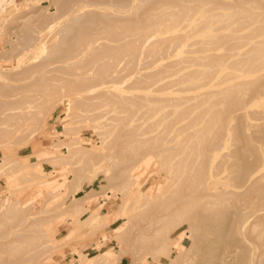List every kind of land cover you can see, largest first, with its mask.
I'll return each instance as SVG.
<instances>
[{
    "label": "rangeland",
    "instance_id": "374dc122",
    "mask_svg": "<svg viewBox=\"0 0 264 264\" xmlns=\"http://www.w3.org/2000/svg\"><path fill=\"white\" fill-rule=\"evenodd\" d=\"M7 1L8 0L3 1V4L2 2L0 3V5L2 4L0 6V86H4L3 88L0 87V98L2 100H0V102H4L5 100V103L10 101V103H14L23 98H28L29 95V98H32L33 95L40 96L38 94H41L42 96L39 97L36 102L37 104L46 102V106L43 107L42 114L38 117L39 120L35 118L36 121H39L37 126L33 124L34 122H32V118L24 121V123L23 120H20L19 118L23 124L21 123L22 126L19 125L18 127L15 125L0 124V264H79L82 262L80 259L81 256L85 255L83 258L88 256L93 257L101 251L106 252L109 249L112 252H120L121 254L117 257L108 259L112 264H156L157 258H159L158 255L160 254L155 251L156 245L152 240V234L157 226L164 224L163 222H155L156 217L158 214L165 213H171L174 215L169 217V223L162 230V234L166 233L172 236V240L177 246H181L182 244L186 245L189 248L186 259H189L188 261L190 264H198L204 256H207V253H204L205 248L208 243L214 239V236H209L210 239L208 236V238L204 237L207 234L210 235V233H212L211 235H215L217 230L213 231V229H210L213 228V225L212 227L207 228L209 226L204 225L203 222L197 220L196 216L197 213L202 210L201 208L208 209L209 207H213V205L212 213L213 215L216 213V215L212 217L216 218L215 221L213 219L214 223L212 222V224L221 227L223 233H228L223 242H225V245H227L230 250L236 248L238 251L237 254H234L236 255V259L229 257V259L233 260L231 263L242 264L243 262L241 258L247 255V258L245 257L247 260H245V258L243 259L244 262L247 261V264H249V262H251L250 264H260L261 262V264H263L264 256L262 257L258 255L264 246V209L260 212L258 210V203L264 200V177H262L256 185L249 186L246 182L236 179L234 174L239 172V168L243 167V162L246 161L245 163L249 164L250 162L255 161L253 160V158H256L255 154L258 152L259 154H264V95L259 93L258 98L256 97L257 93L250 96V93L252 92H242L241 103L237 104L239 106L234 104L229 106L227 117L230 126L227 125L222 128V132L224 131L223 133L225 134V139H227L225 141L226 143L222 147L213 151L211 156L208 157L206 155L207 152H210V149H208L209 142L204 139L203 135H208L210 133L214 134L215 132V130L213 132L206 130L209 119L207 104L208 101L215 99V97L205 96L199 99L192 98L180 102L181 106H186L187 108L185 110V115L183 116L184 119L178 123L173 121L176 123L175 124L169 122V119L171 120V117L174 116V114H171L170 116L166 115L165 117L162 114L167 111L170 113L172 108H174V105H171L172 101H169L170 104H168L167 100L165 103L158 104L157 102L159 100L164 99V97H167L168 95L166 94V91L154 90V88L160 83V80L163 77L162 74L167 75L172 71H177L180 67H182V69L177 72H185L192 67H202L201 65L193 64L188 60H183L171 65L169 64L170 61L177 60L184 55V57H187L189 55L206 54L211 50L202 49V46L197 43L193 44L194 46H186L179 54L177 53L180 48H173L172 51L167 54L160 56L159 54H156V56H151L148 52L142 49L136 54L138 58L136 56L137 64L136 66H133L135 69L132 67L133 69L131 68V70L130 66L134 61L129 60V55H123L124 60L122 59L123 56L121 58L119 57L120 59L117 61L116 58L115 61L114 58L113 60L111 58L113 62L108 60V63L112 62L115 64L118 62L119 65L118 63L115 65L118 68L115 70L112 68L111 74H108L109 77H107L108 75H103V78H101L102 80L93 77L94 80H97V85L75 95L74 93H76V90H74V88L76 87V84L75 86L68 85L69 83H67V79L64 78V75L70 78L78 77V75H67L64 72L77 73L79 70L78 73H80L83 68L82 72H88L87 75L91 76L93 73H97V69L100 68L93 63V68L91 66L93 70H84V68H88L89 65L84 62L88 61V63H90L91 61H89V58L92 55L86 51L81 54L79 53L83 59L90 56L88 57V60L85 59V61L78 62L76 59L80 56L73 59L74 61H72V59L68 61L58 60V56L63 55L64 53L62 49L67 46H72L75 36L80 32L90 33L93 29V26L89 23H83L92 19L89 15L81 17L78 21L71 20L72 15H74L72 13H78L79 11H77V7L82 4L81 2L84 3L85 0H68L65 2H57L56 0ZM154 1L133 0L132 6L134 8L139 6V13L136 16H131V18L140 19L139 16H141L143 11L148 8L149 5H152ZM229 2H231V4ZM240 2L241 1L239 0H228L230 6H222L230 7V9L233 10L232 7H235L234 9H236ZM263 2V0H258V3H256L259 7V11H264ZM73 3L75 5H73ZM225 3L227 4L226 0ZM245 3H248V1L245 0ZM237 4L238 6H236ZM211 5L212 3H208V6ZM41 7L43 8L41 9ZM87 8L88 7H85L81 9V11L85 12ZM91 8L96 9L97 7L91 6ZM49 10L50 12H48ZM107 10H112L115 12V15L112 17L103 16V21L114 22L117 18H122L120 15L122 10L115 7L111 8L110 5L103 4V13ZM123 10H127V8H124ZM56 11L61 14L59 13V15ZM125 15L128 14L125 13ZM49 17H51L53 19L50 18L51 21L54 22H51ZM59 19L61 23L58 22ZM233 20L234 21L230 22L228 25L216 30V32L235 34V37L232 35L231 37H228L227 40H224L227 43L223 41V45L222 43L220 44L221 46L218 45L220 47L217 51L225 54L223 60H227L226 62L232 60L230 57L231 55H228L229 52L233 50L242 52L251 45V42L264 39V28H260L257 31L255 30L257 26L264 24V20L261 16L256 15L252 18L249 16H239L233 18ZM43 21L44 23L42 24ZM226 21L227 20L217 21L212 26L218 27L219 25L226 24ZM188 22L189 20H187L186 16L181 20L182 25H185ZM53 23L54 25H57L51 27L50 25ZM87 24L89 25L87 26ZM68 25L71 27V30L67 27ZM65 26L69 30H67ZM75 26L77 27L76 30ZM63 27H65V30L62 31V29H64ZM187 28L188 27H181L180 31H186ZM58 29H60V31H58ZM204 29H201L199 33ZM41 30H43V32ZM45 32L49 37L44 35ZM62 33L65 35L62 36ZM173 33L174 31L172 30L165 33L156 32L153 35V38L170 36ZM27 34L39 36L42 41L35 40L33 41V44L32 42L27 43ZM43 35L44 38L46 37L45 39L43 38ZM129 35H131V33L127 34L125 39L133 38V36ZM61 36L63 38L66 36V38L62 40ZM67 37H69L68 40L71 39V41H68ZM199 37H201V35L195 33L189 35L187 40L193 42ZM104 38L105 37H103V41L110 44L115 43L111 39H107L109 38L108 36L105 39ZM20 40H23L24 42L20 43ZM39 41L44 42V44H41ZM233 42H241V45L233 49ZM60 44L63 48L60 47ZM228 44H230L229 46L231 49L227 46ZM35 45L36 47H34ZM19 48L25 52H20ZM189 48L197 49L198 51L189 54ZM50 50H53V52H50ZM47 53L52 55L48 57ZM105 55L103 56V61L105 60L103 62L104 67H101L104 69L103 72L106 70L105 63H107V56ZM242 56H244V53L237 54L233 58ZM147 58L152 59H150L151 61L149 60L150 63L145 61ZM119 60L122 61L120 62ZM126 60L127 62L130 61L129 64L126 62L127 65L124 63ZM142 62L145 64H142ZM68 63L70 64V67H68ZM73 63L75 65L80 64L77 65V70H73V68H75ZM186 65L188 67H183ZM80 66H82V68ZM124 66L126 67L124 68ZM230 66L231 67H229L228 70H235L236 67L238 71H243L245 68L243 64H235V67L232 65ZM95 67L98 68L95 69ZM163 67L166 69L165 71ZM127 68L129 70H127ZM26 69L29 71L25 72ZM49 69L50 71H47ZM62 69L64 72H62ZM117 69H119L118 72ZM120 71L123 72L121 73ZM8 72L11 74L10 76ZM42 72L44 74H42ZM147 72L151 75L148 74L147 76ZM6 73L9 77L6 76ZM255 73L256 75L254 78H256V87H258V89L262 88L260 86L264 87V84H262L264 82V66ZM40 75L42 76L40 77ZM51 77L56 78H54V80ZM115 77L116 79H114ZM38 78H40V80ZM137 78L140 81L137 82ZM63 80L65 82H63ZM155 80L159 81L154 82ZM215 80L217 83L213 87L205 88L204 90L218 89L219 87L227 85L229 82H234L237 79L221 80L219 75L216 74ZM134 81H136V83H134ZM258 81L261 82L260 84L262 85H259ZM35 82H38L40 86L38 83L35 84ZM146 82L147 84L152 82L154 84L151 86L149 85L150 87H146ZM28 83L35 87L39 86V89H34V86L32 87L30 84L31 87L28 88ZM140 84L142 87H139ZM144 85L146 86L144 87ZM22 86L25 91L19 93L21 90L19 87ZM51 86L52 88L50 89ZM65 87H68L69 89ZM13 88L15 89L11 93V89L13 90ZM78 88H80V86L78 87L77 85L76 89L78 90ZM16 89H19V91L17 92ZM48 90L53 91V93ZM28 92L31 93L29 94ZM33 92L35 94H32ZM42 92L45 94H42ZM80 94L82 95L81 97ZM244 96L246 98H244ZM153 102H155V104ZM216 105H218L217 107H219V105L221 106L220 103ZM216 105L214 106L215 108ZM7 111L12 110L7 109ZM238 114L244 117L241 118ZM2 117H4V113H0V118ZM13 121L15 123V121L18 120L13 119ZM181 123L185 124L184 127L182 126L180 128L179 125ZM3 127L6 128L3 129ZM34 128L36 129V132L35 135L32 136L31 131ZM260 131H262V134ZM255 133L258 135V138L254 135ZM239 134L240 136L244 135V137L241 136V138ZM183 139H185V141ZM181 140L184 141V143ZM202 140L204 142H202ZM186 142L187 144H185ZM248 142H250V144H248ZM140 144H144V146H141ZM257 144L260 150L255 148ZM253 145L255 146L253 147ZM203 147L206 149L205 151L203 150ZM68 148H72L76 153H73L68 159H65L67 157H64V154L67 152ZM200 152L203 154H200ZM145 155L150 157L148 158L150 163L148 162L147 157L144 159L148 163L142 158ZM241 156H243L242 159ZM141 158L143 160L140 161V164H137L136 162ZM65 161H67V163ZM167 163L169 164L167 165ZM134 164H137V166L135 167ZM245 165V167H248L247 164ZM63 166H66L64 170L62 169ZM51 170H55V172H51ZM134 170L136 171L133 172ZM27 171L29 173L32 172V175L30 173L26 176L24 173H28ZM130 173L133 174L131 175ZM137 175H140L139 178ZM14 177H20V181H27L28 179L29 181L25 183V181L20 182L18 180L17 182L12 183L11 180ZM41 180H50L54 185L52 187L49 186L50 188L45 186L46 188L43 187L41 189L38 187L37 183H40ZM204 182L208 185L205 188L198 190L197 186L201 185L203 187L202 183ZM80 184L82 186L78 189ZM67 188H69L68 195L66 193V195L64 194L65 196H63L62 194ZM110 188H112L114 192L111 191ZM130 189L132 190V193H130ZM253 189L254 191H252ZM140 190L142 192H147L146 194H149L150 192L152 197L151 194L149 195L150 197L145 196L144 194L139 197L141 200L140 203L143 204L141 208L144 210L141 209L142 211L138 212L139 215L137 214L127 223L126 219L121 216V207L124 202L127 203L128 206H133ZM88 192L92 193V196L87 200L90 205L89 209L81 212L79 215H77L78 213L66 214L67 211L70 212L69 208L72 201ZM206 192L207 197L205 195L201 199L198 197V195L201 196V194H206ZM211 193L214 194V204L208 202V200H210L209 198H211ZM188 194L189 197L187 198ZM190 195H197V197L193 196L194 199L196 197L198 198L197 201H199V199L201 201L200 204L196 201L197 204L195 203L194 206L201 205V208L196 207V209H193V213L188 211L190 209L189 207H191V209L194 208L193 205V207L191 206L193 199L191 200ZM256 195L257 198H255ZM127 198L128 200L126 202L125 200ZM189 198L190 200L188 202L192 201L190 205L185 202V200ZM10 201L16 203L20 207V210L14 214H11L8 208ZM160 203L163 206L160 205ZM158 204L161 209L158 208ZM21 207L23 208L21 209ZM157 209L158 212L155 214ZM92 211L99 212L100 214H108V216L103 219L99 217L98 219L90 221L88 218ZM118 211H120V213ZM133 212H135V210ZM5 213H7V216ZM260 213L263 215L261 218L258 217V214ZM75 214L79 217L78 220V217L76 218ZM246 216L249 217L247 218ZM197 223H200V227ZM126 224V230L124 229V231L127 232L126 236H123L122 238L118 237L119 231L116 228L120 225ZM244 224L246 225V229L244 228ZM19 228L23 229L20 230ZM197 228L199 230H197ZM15 231L20 232L21 235L15 236ZM140 235L146 236L137 240ZM136 236L138 238H136ZM65 237L69 238L65 239ZM254 237L257 239H253ZM14 238L15 241L13 243L6 245L10 239ZM51 238H53V240H50ZM120 238L123 239L122 244L127 248L126 253H121L122 245ZM134 238H136V240ZM48 240L50 241L47 242ZM206 240L207 242H205ZM52 241L54 242L52 243ZM98 242L100 243V247H97ZM243 242H246L249 245H246L245 247ZM251 242H253L254 246ZM36 244L35 253L32 250L28 251L31 245L34 246ZM247 249L248 251H246ZM253 249L255 251H253ZM153 250L155 252H152ZM243 250L245 253L249 252L250 254L246 253L245 255ZM111 251H108V253H111ZM262 251H264V249ZM164 260L169 261L168 259ZM185 261L186 260L182 263H185ZM87 263L94 264V260L92 258H87ZM243 264H246V262Z\"/></svg>",
    "mask_w": 264,
    "mask_h": 264
},
{
    "label": "bare ground",
    "instance_id": "6f19581e",
    "mask_svg": "<svg viewBox=\"0 0 264 264\" xmlns=\"http://www.w3.org/2000/svg\"><path fill=\"white\" fill-rule=\"evenodd\" d=\"M3 1L5 0H0V3L2 2L3 4ZM9 1V0H8ZM7 1V2H8ZM57 2H65V1H68V0H56ZM72 1H76V0H72ZM79 1V0H77ZM145 1H149V0H145ZM154 1V0H153ZM230 1V0H229ZM236 1V0H235ZM241 1L239 6L238 4L236 6V9H234L235 7H232L233 10L230 9V7H225V6H222V5H229L231 4V2L228 3V0H226L227 4L225 3V0H155L154 3L152 5H149L148 8H146L144 11H143V14L140 17V19H133L131 18V16H136L138 13H139V6L134 8L132 6V2L133 0H85V2H81L82 4L79 5L77 7V11H79L78 13H72L74 15H72L71 17V20L72 21H78L81 17L83 16H86V15H89L92 19H90L89 21H85L83 23H89L90 25L93 26V29L91 30L90 33H79L77 36H75L74 38V42H72V46H67L65 48L61 47V44H60V47L63 48L62 50L64 51L63 55H59L58 56V60H62V61H68V60H71L74 61L73 59H76L78 56H80V54L84 51L88 52L89 54L91 53V57L89 58V61H91L90 63L87 62H84L88 65V68H84L85 71H87L88 69H92L93 68V65L96 64L98 65L100 68L98 67H95L98 68V72L97 73H93V75L89 76L87 75L88 72H82L83 68L82 66H80L81 68V72L78 73H75V72H64L63 69H62V72L66 73L67 75H78V77H75V78H70V77H67L64 75V78L67 79V83H69L68 85L70 86H75L76 84V87L78 85V87L80 86V88H78V90L76 89V87L74 88V90H76V93H74L75 95L76 94H79L81 91H85L95 85H97V80H94V78L96 79H99V80H102L101 78H103V75H110L111 74V70L112 68H114V70L116 68H118L117 66V63L113 64L112 60L114 58V61H115V58H116V61L118 59H120L123 55H129L130 56V59L131 61H134L132 62L133 64L135 65H131L130 66V70L133 66H136L137 64V60H136V54L139 53L140 50L144 49L146 52H148L151 56L152 55H155L156 54H159L160 55H164V54H167L169 52L172 51V49H177V48H180V50H178V53H181V51L186 47V46H191L193 44H197L199 43L202 47V49H208V50H211L209 53H206V54H200V55H189L187 57H180L179 59L177 60H172L169 62V64H175V63H179L183 60H188L190 62H192L193 64H199L201 65L202 67H197V68H194L192 67L191 69L185 71V72H177L179 70L182 69V67H180L177 71H172L171 73L167 74V75H163L162 74V78L160 80V83L157 84L154 88V90H164L166 91V94L168 95L167 97H164V99H161L159 100L157 103L158 104H162V103H165V101L167 100L168 101V104H170L169 101H172L171 105H174V108H172V110L170 111V113L165 112V113H162L163 116L165 117L166 115L170 116L171 114H174V116L171 117V120L169 119V122L170 123H178L179 121L183 120V116L185 115V110H186V106H181L180 105V102H182L183 100H186V99H192V98H202V97H205V96H214L215 99H212L210 101H208V104H207V108H208V114H209V119H208V127L206 128L207 131L209 132H214V134L210 133L208 135H203L204 139L207 140L209 142V148L210 149L209 151L211 152H207V155L206 156H211L212 152L215 151L216 149L222 147L226 142L227 139H225V134L222 132V128L225 127V126H230V123H229V120H228V117H227V113H228V108L230 105L234 104V105H237V104H240L241 103V93L242 92H252L250 93V96L253 94L255 95L256 93V97L259 98V93L264 95V90H263V86H260L262 88H259L256 87L255 85V81H256V78H254V76L256 75L255 72L259 71L261 69L262 66H264V39H260V40H255V42H251V45L246 48L244 51H238V50H233L231 52L228 53V55H231L230 57L232 58L231 61H224V57H225V54L224 53H221L219 51H217L219 49V47L221 46L220 44L222 43L223 45V41L224 40H227L228 37H231L232 35H234L235 37V34H231V33H222V32H216V30H218L219 28L221 27H224L225 25H228L230 22H233V18H236V17H239V16H249V17H254L256 15L258 16H261L264 20V11H259L258 10V6L256 5V3H258V0H253V1H248V3H245V0L243 2V0H239ZM262 1V0H261ZM264 1V0H263ZM238 2V1H237ZM11 3V2H10ZM54 3V1H53ZM56 3V2H55ZM208 3H212L211 6H208ZM235 3V2H234ZM264 3V2H263ZM1 4V5H2ZM65 4V3H64ZM78 4V3H77ZM76 4V5H77ZM80 4V2H79ZM103 4H106V5H110V7H115L119 10H122V13H120V15L122 16V18H117L114 22L113 21H103V16L104 17H112L115 15V12H113L112 10H107L103 13ZM0 5V6H1ZM73 5H75L73 3ZM71 6V5H70ZM91 6H96L97 8L96 9H93L91 8ZM264 6V4H263ZM49 7V6H48ZM47 7V8H48ZM61 7V6H60ZM73 7V6H72ZM85 7H88L87 10L84 12V11H81V9L85 8ZM90 7V8H89ZM169 7H172V8H169ZM262 7V6H261ZM43 7H41L42 9ZM65 8V7H64ZM75 8V6H74ZM124 8H127V10H123ZM40 9V10H41ZM61 9V8H60ZM99 9V10H97ZM106 9V8H104ZM47 10V9H46ZM56 10H59V9H56ZM66 10V9H65ZM85 10V9H84ZM71 11V10H70ZM73 11V10H72ZM47 12V11H46ZM50 12V10L48 11ZM57 12V11H56ZM63 12V11H62ZM65 12V11H64ZM76 12V11H75ZM58 14L60 12H57ZM67 13V11H66ZM128 14V15H125ZM61 14V13H60ZM59 14V15H60ZM65 14V13H64ZM50 15V14H49ZM67 15V14H66ZM117 15V14H116ZM5 16V14H4ZM3 16V17H4ZM71 16V15H70ZM186 16L187 17V20H189V22L185 25H182L181 24V20L182 18ZM2 17V18H3ZM6 17V16H5ZM53 17V16H52ZM66 17V16H65ZM119 17V16H118ZM27 18V17H26ZM26 18H23V19H26ZM51 17H49L50 19ZM52 19V18H51ZM50 19V21H51ZM53 20V19H52ZM57 20V19H56ZM220 20H227L226 21V24H223V25H219L218 27H215V26H212L215 22L217 21H220ZM38 21V20H37ZM36 21V22H37ZM51 22H54V21H51ZM49 22V23H51ZM60 22V19L59 21ZM57 22V23H58ZM71 22V21H70ZM69 22V23H70ZM1 23V22H0ZM44 23V21L42 22V24ZM56 23V22H55ZM61 23V22H60ZM73 23V22H71ZM70 23V24H71ZM78 23V22H77ZM87 24V26L89 25ZM54 23L51 24L50 26L53 27ZM57 25V24H55ZM54 25V26H55ZM59 25V24H58ZM77 26V25H76ZM75 26V30H76V27ZM49 27V26H48ZM66 27V26H65ZM65 27H63L65 30ZM70 30H71V27H69V25L67 26ZM66 27V28H67ZM181 27H188L186 31H180V28ZM62 28V27H61ZM60 28V29H61ZM67 28V30H69ZM206 28V29H204ZM260 28H264V24H261L259 26L256 27V31L259 30ZM1 29V28H0ZM60 29H58V31H60ZM201 29H204L201 33H199L201 31ZM29 30V29H27ZM66 30V32L68 33V31ZM174 31V33L170 36H162V37H159V38H153V35L156 33V32H160V33H165L167 31ZM43 32V30H41ZM45 31V30H44ZM48 31V29H47ZM80 31V30H79ZM33 32V31H32ZM61 33V32H60ZM64 33V32H63ZM61 34L62 36L65 35V34ZM104 33V34H103ZM129 36H133V38H128V39H125L126 35L127 34H130ZM195 33H198L199 35H201V37L195 39L193 42H189L187 40L188 36L191 35V34H195ZM40 34V33H38ZM47 33L45 32L44 35H46ZM44 35H43V38H44ZM14 36V35H13ZM48 36V35H46ZM61 36V37H62ZM67 36V34H66ZM66 36H64V38L62 37L61 39L64 40L66 38ZM109 37L107 39H111L112 41H114L115 43L113 44H110L106 41H103V37ZM49 37V36H48ZM47 37V38H48ZM237 37V36H236ZM18 38V37H17ZM27 38V43H31L33 44V41L35 40H40L42 41L41 37L39 36H34L32 34H27L26 36ZM46 38V37H45ZM44 38V39H45ZM69 37H67V40H68ZM72 38V37H71ZM104 38V39H105ZM73 39V38H72ZM230 39V38H229ZM25 40V39H24ZM61 40V41H62ZM19 41V40H18ZM39 41V42H40ZM68 41H71L68 40ZM68 41H65V42H68ZM24 42L23 40L21 41L20 40V43ZM26 42V41H25ZM39 42H38V45H39ZM64 42V41H62ZM225 42V41H224ZM41 44L44 42H40ZM227 43V42H225ZM224 43V44H225ZM231 43V42H230ZM25 44V43H23ZM21 44V45H23ZM36 44V43H35ZM40 44V45H41ZM220 45V46H218ZM230 44H228L227 46L230 48L229 46ZM241 45V42H233L232 43V46H233V49L234 48H237ZM52 46V45H51ZM64 46V45H62ZM194 46V45H193ZM24 47V46H23ZM36 47V45L34 46ZM59 47V45H58ZM200 47V46H199ZM226 47V46H225ZM22 48V46H21ZM33 48V47H32ZM60 48V49H61ZM17 49V48H16ZM28 49V48H27ZM36 49V48H35ZM34 49V50H35ZM187 49V48H186ZM231 49V48H230ZM20 50V48H19ZM32 50V49H31ZM57 50V49H56ZM116 50V51H115ZM24 50H20V52H22ZM53 52V50H50V52ZM59 51V50H57ZM103 51H104V54H103ZM115 51V52H114ZM186 51V50H185ZM195 51H198L197 49H193V48H189L188 49V52L189 54L191 53H194ZM203 51V50H201ZM25 52V51H24ZM31 52V51H30ZM33 52V51H32ZM113 52V53H111ZM28 53V52H27ZM80 53V54H79ZM227 53V52H226ZM241 53H244V56L242 57H238V58H233L235 55L237 54H241ZM29 54V53H28ZM35 54V53H34ZM86 54V53H85ZM106 54V55H105ZM141 54V53H140ZM48 57L51 56L50 54H48ZM107 56V63H108V60H111L112 58V62H109L108 65L107 63H105V67H106V70L103 72V68L101 67H104L103 66V56ZM145 55V54H144ZM34 56V55H33ZM32 56V58H33ZM154 56V57H155ZM227 56V55H226ZM84 57V55H83ZM86 57V56H85ZM88 57H86L85 59L88 60ZM120 57V58H119ZM30 58V57H29ZM31 58V59H32ZM110 58V59H109ZM135 58V60H134ZM138 58V56H137ZM27 59V58H26ZM85 59H83L81 56L78 57L76 60L79 62L81 61H85ZM106 59V58H105ZM124 60V56L122 58ZM133 59V60H132ZM145 59V58H144ZM151 58H147V61L148 63L149 60ZM229 59V58H228ZM128 60V59H127ZM127 60L124 62L126 64ZM152 60V59H151ZM150 60V61H151ZM26 61V60H25ZM71 61V62H72ZM120 62L122 60H119ZM49 62V61H48ZM130 62V61H129ZM129 62H127L129 64ZM70 63V62H69ZM68 63V67H70V64ZM94 63V64H93ZM112 63V64H111ZM147 63V65H148ZM77 64V63H76ZM142 64H145L142 62ZM235 64H243L245 66L244 70L243 71H238V69H236L235 67ZM73 65L75 66V68H73V70H75L77 68V65H80V64H77L75 65L73 63ZM86 65V66H87ZM119 65V63H118ZM124 65V64H123ZM127 65V64H126ZM230 65L234 66L235 67V70H228L229 67H231ZM92 66V68H91ZM1 67V66H0ZM19 67V66H17ZM40 67V66H39ZM67 67V66H66ZM79 67V66H78ZM85 67V66H84ZM126 66H124L125 68ZM183 67H188L187 65L186 66H183ZM233 67V68H234ZM123 68V69H124ZM129 68V67H128ZM127 68V70H129ZM135 69V67H133ZM132 68V69H133ZM160 68V67H159ZM164 68V67H163ZM2 69V68H1ZM35 69V67H34ZM57 69V68H56ZM67 69V68H66ZM65 69V70H66ZM122 69V70H123ZM32 70V69H31ZM37 70V69H36ZM77 70V69H76ZM93 70V69H92ZM96 70V71H97ZM113 70V71H114ZM160 70H163V69H160ZM166 69L164 68V71ZM168 70V69H167ZM1 71V70H0ZM8 71V70H7ZM26 71H29L28 69L25 70ZM47 71H50L47 70ZM112 71V72H113ZM119 71V69H117V72ZM126 71V70H125ZM4 72V71H3ZM6 72V71H5ZM23 72V71H22ZM31 72V71H30ZM116 72V71H115ZM121 72V71H120ZM123 72V71H122ZM121 72V73H122ZM163 72V71H161ZM41 73V72H40ZM144 73V72H143ZM7 74V73H6ZM9 74V72H8ZM8 74L6 76H8ZM42 74H44L42 72ZM118 74V73H117ZM124 74V73H123ZM145 74V73H144ZM148 74L150 73H146V75L148 76ZM216 74L219 75V78H221V80H228V79H237L236 81L234 82H229L227 85H224V86H221L219 87L218 89H213V90H204L205 88H210V87H213L217 82L215 80V76ZM11 74H9L10 76ZM14 75V74H12ZM20 75V74H19ZM28 75V74H27ZM57 75V74H56ZM109 75L107 77H109ZM119 75V74H118ZM122 75V74H121ZM151 75V74H150ZM8 76V77H9ZM16 76V75H14ZM42 75H40L41 77ZM54 76V75H53ZM123 76V75H122ZM156 76V75H155ZM5 77V76H4ZM18 77V75H17ZM38 77V76H37ZM44 77V76H43ZM57 77V76H56ZM56 77H51L52 79L56 78ZM61 77V76H59ZM105 78V77H104ZM120 78V76H119ZM143 78V77H141ZM40 80V78H38ZM61 79V78H60ZM116 79V77L114 78ZM136 79V78H135ZM134 79V80H135ZM158 79V78H157ZM260 79V78H259ZM55 80V79H54ZM153 80V79H151ZM159 80H155L154 82H158ZM137 82L140 81L136 80ZM136 81H134V83H136ZM48 82V81H46ZM50 82V81H49ZM63 82H65L63 80ZM62 82V83H63ZM90 82V83H88ZM148 82V81H147ZM146 82V84H147ZM259 82V81H258ZM263 82V81H262ZM34 83V82H33ZM38 82H35V84H37ZM78 83V84H77ZM144 83V82H143ZM150 83V82H149ZM221 83V82H220ZM261 82H259V85H262L264 84V82L262 84H260ZM28 83V88L32 86V84ZM39 84V83H38ZM44 84V83H43ZM47 84H50V83H47ZM53 84V83H52ZM66 84V83H65ZM145 84V83H144ZM152 84H154L153 82L150 83V84H147L144 85V87H148L149 85L151 86ZM8 85V84H7ZM27 85V84H26ZM24 86V85H23ZM22 87H19V89H21L19 91V89L17 90V92L19 91L22 92V91H25V89ZM34 86V85H33ZM32 86V87H33ZM40 86V84H39ZM38 86V87H39ZM47 86V85H46ZM50 86V85H49ZM65 86V85H64ZM69 86V88H70ZM149 86V87H150ZM258 86V85H257ZM2 87V85L0 86ZM4 87V86H3ZM2 87V88H3ZM38 87H35L34 86V89L38 88ZM139 87H142L141 84L139 85ZM1 88V89H2ZM26 88V86H25ZM52 88V86L50 87V89ZM59 88V87H58ZM61 88V87H60ZM65 88H68V87H65ZM68 88V89H69ZM15 88H13V90L11 89V93L14 91ZM23 89V90H22ZM32 89V88H31ZM30 89V90H31ZM33 89V90H34ZM39 89V88H38ZM44 89V88H42ZM48 89V88H47ZM64 89V88H63ZM72 89V87H71ZM70 89V90H71ZM145 89V88H143ZM262 89V90H261ZM3 90V89H2ZM15 90V92H16ZM27 90V89H26ZM45 90V89H44ZM43 90V91H44ZM57 90V89H56ZM4 91V90H3ZM49 91V90H48ZM47 91V93H48ZM100 91V90H99ZM51 93H53V91H49ZM69 92V91H68ZM8 93V92H7ZM29 93V92H28ZM31 93V92H30ZM29 93V94H30ZM38 93V92H37ZM40 93V92H39ZM46 93V94H47ZM255 93V94H254ZM23 94V93H22ZM32 94H35L34 92ZM31 94V96H32ZM42 94H45L42 92ZM50 94V93H49ZM69 94V93H68ZM102 94V93H101ZM104 94V93H103ZM106 94V93H105ZM115 94V93H114ZM40 96H37V95H33L32 98H23L21 100H18L14 103H10V102H6L5 103V100L4 102H0V113H4V117L0 118V124H5V125H15V126H19L24 123V121H27L29 119H33L32 122H34L33 124L35 126L38 125V122L39 121H36L35 118L38 119V117L40 116V114H42V110H43V107L46 106V102H43V103H39L37 104L36 100L41 97L42 95L41 94H38ZM100 95V94H99ZM118 95V94H117ZM116 95V96H117ZM78 96V95H77ZM82 95L80 94V97ZM249 96V97H250ZM261 96V95H260ZM45 97V95H44ZM99 97V96H98ZM111 97V96H110ZM12 98V97H11ZM244 98H246L244 96ZM248 99V98H247ZM1 100V98H0ZM102 100V99H101ZM112 100V99H111ZM116 100V99H115ZM114 100V101H115ZM150 100V99H149ZM152 100V99H151ZM243 100V99H242ZM250 100V99H249ZM253 100V99H252ZM2 101V100H1ZM96 101V100H95ZM146 102V101H144ZM9 103V104H7ZM155 104V102H153ZM205 103V102H204ZM221 104V106L219 105V107H217L218 105L216 104ZM123 104V103H122ZM182 104V103H181ZM216 105V108L214 107ZM113 106V105H111ZM129 106V105H128ZM161 106V105H160ZM165 106V105H164ZM239 106V105H237ZM244 106V104H243ZM163 107V106H162ZM122 108V107H121ZM7 109H11L12 111H7ZM150 109V107H149ZM195 109V108H194ZM159 110V109H158ZM94 111V110H93ZM100 111V110H99ZM153 111V110H152ZM203 111V110H202ZM234 111V110H233ZM232 111V112H233ZM237 111V110H236ZM245 113V112H244ZM246 114V113H245ZM124 115V114H123ZM239 115V114H238ZM242 115V113H241ZM239 115V117L241 116ZM162 116V115H161ZM129 117V116H128ZM144 117V116H143ZM232 117V116H231ZM244 117V116H243ZM241 116V118H243ZM23 120V123L19 120ZM13 119H17L18 121H13ZM35 119V120H34ZM143 119V118H142ZM197 119V118H196ZM163 121V120H162ZM161 121V122H162ZM175 121V122H173ZM231 122V121H230ZM22 123V124H21ZM31 123V122H30ZM101 123V122H100ZM103 123V122H102ZM129 123V122H128ZM175 123V124H176ZM255 123V122H254ZM257 123V122H256ZM184 124L185 123H181L179 125V127L181 128L182 126L184 127ZM244 124V123H242ZM129 125V124H127ZM126 125V126H127ZM138 126V125H137ZM165 126V125H164ZM246 126V125H245ZM9 127V126H7ZM16 127V128H17ZM110 127V126H109ZM113 127V126H112ZM178 127V128H179ZM6 127H3V129H5ZM28 128H29V125H28ZM189 128V127H188ZM217 128V129H216ZM243 128H244V125H243ZM1 129V128H0ZM19 129V128H18ZM109 129V128H108ZM107 129V130H108ZM105 130V129H104ZM177 130V129H176ZM179 130V129H178ZM183 130V129H182ZM254 130V129H253ZM264 130V129H263ZM262 130V131H263ZM8 131V130H6ZM18 131V130H17ZM152 131V130H151ZM150 131V132H151ZM241 131V130H240ZM257 131V130H256ZM259 131V130H258ZM262 131L261 134H262ZM10 132V131H8ZM35 132H36V129L34 128L32 131H31V134L32 136L35 135ZM149 132V133H150ZM204 132V131H203ZM254 132V131H253ZM6 133V132H5ZM11 133V132H10ZM241 133V132H240ZM247 133V132H246ZM258 133V132H257ZM159 134V132H158ZM182 134V133H181ZM253 134V133H252ZM260 134V133H259ZM264 134V133H263ZM5 135V134H4ZM30 135V134H29ZM28 135V136H29ZM142 135V134H140ZM194 135V134H193ZM248 135V133H247ZM256 135V137L258 136L256 133L254 134ZM31 136V135H30ZM177 136V135H176ZM184 136V135H183ZM197 136V135H195ZM240 136V134H239ZM242 137H244V135H241ZM240 136V137H241ZM260 136V135H259ZM156 137V136H155ZM237 137V136H236ZM241 137V138H242ZM249 137V136H248ZM252 137L254 138V136L252 135ZM173 138V137H172ZM171 138V139H172ZM258 138V137H257ZM154 139V138H153ZM176 139V138H175ZM250 139V137H249ZM248 139V140H249ZM256 139V138H255ZM254 139V140H255ZM185 141V139H183ZM251 140V139H250ZM160 141V140H159ZM164 141V140H163ZM182 141V140H181ZM184 141H182L184 143ZM201 141V140H200ZM206 141V142H207ZM264 141V140H263ZM180 142V141H179ZM181 142V143H182ZM202 142H204L202 140ZM251 142V141H250ZM250 142H248V144H250ZM69 143V142H68ZM142 143V142H141ZM175 143V142H174ZM173 143V144H174ZM180 143V144H181ZM263 143V142H262ZM139 144V143H137ZM154 144V143H153ZM187 144V142L185 143ZM256 144V143H255ZM68 145V144H67ZM141 145V144H140ZM171 145V144H170ZM184 145V144H183ZM141 146H144L141 145ZM180 146V145H179ZM178 146V147H179ZM255 145H253L254 147ZM258 144L255 146V148L259 149V146ZM158 147V146H157ZM155 147V148H157ZM167 147V146H165ZM139 149V148H138ZM184 149V148H183ZM200 149V148H199ZM103 150V149H102ZM203 150L205 151L206 149H204L203 147ZM202 150V151H203ZM260 150V149H259ZM257 150V151H259ZM165 151V150H164ZM184 151V150H182ZM254 151V150H253ZM131 152V151H130ZM235 152V151H234ZM237 152V150H236ZM73 153H76L74 152V150L72 148H68L67 152L64 154V157H67L65 159H68V157H70L71 155H73ZM256 153V152H255ZM199 154V153H198ZM200 154H203L200 152ZM199 154V155H200ZM238 154V152H237ZM244 154V153H243ZM250 154V153H249ZM236 155V154H235ZM256 155V158H253V160H255L254 162H250L249 164L248 163H245L243 162L242 165L243 167L239 168L238 169V173L236 172V174H234L236 176V179L240 180V181H244L247 183V185L249 186H253L254 184L256 185L257 183H259V180L264 177V154H259V152ZM7 156V155H6ZM60 156V155H59ZM148 156V154H147ZM146 155L144 157H142L143 159L147 157ZM149 156H153V155H149ZM246 156V155H245ZM62 157V156H60ZM175 157V156H174ZM205 157V156H204ZM243 156H241V159H242ZM140 159L139 161H137L136 163L137 164H140V161H142L143 159ZM150 157H147V160L149 162V159ZM240 158V156H239ZM7 159V158H6ZM70 159V158H69ZM144 159V160H145ZM248 159V158H246ZM244 159V160H246ZM252 160V159H251ZM58 162V161H56ZM67 163V161H65ZM146 162V160H145ZM146 162V163H148ZM176 162V161H175ZM193 162V161H192ZM248 162V161H247ZM16 163V162H15ZM14 163V164H15ZM20 163V162H19ZM122 163V162H121ZM150 163V162H149ZM219 163V162H218ZM137 164L134 166L136 167ZM144 164V162H143ZM160 164V163H159ZM165 164V163H164ZM169 163H167L168 165ZM192 164H196V163H192ZM220 164V163H219ZM238 164V162H237ZM247 164L248 167H245ZM13 165V164H11ZM141 165H142V162H141ZM224 165V164H223ZM231 165V164H230ZM229 165V166H230ZM245 165V166H244ZM140 166V165H139ZM138 166V168H139ZM184 166V165H183ZM193 166V165H192ZM221 166V165H220ZM219 166V167H220ZM228 166V165H227ZM141 167V166H140ZM14 168V167H13ZM66 168V166H63L62 169L64 170ZM132 168V167H131ZM149 168V167H148ZM170 168V167H169ZM172 168V167H171ZM176 168V167H175ZM192 168V167H191ZM236 168V170H237ZM137 169V168H136ZM194 169V168H193ZM131 170V169H130ZM221 170V169H219ZM136 170H134L133 172H135ZM211 171V170H210ZM28 172V171H27ZM34 172V171H33ZM51 172H55V170H51ZM67 172V171H66ZM132 172V170H131ZM144 172V170H143ZM169 172V171H168ZM31 175H32V172H30ZM29 172L28 173H24L26 174V176L28 174H30ZM50 173V172H49ZM123 173V172H122ZM67 174V173H65ZM131 174V173H130ZM133 174V173H132ZM131 174V175H132ZM163 174V172H162ZM179 174V173H178ZM68 175V174H67ZM142 175V174H141ZM212 175V174H211ZM232 175V176H234ZM36 176V175H35ZM135 176V175H134ZM138 176V175H137ZM137 176H136V179H137ZM140 176V175H139ZM138 176V178H139ZM164 176V175H163ZM167 176V174H166ZM182 176V175H181ZM189 176V175H188ZM38 177V176H37ZM230 177V176H229ZM20 178V177H19ZM18 177H14L11 182L14 183V182H17L19 180ZM23 178V177H22ZM39 178V177H38ZM48 178V177H47ZM234 178V177H233ZM26 179V178H24ZM194 179V178H193ZM27 180V179H26ZM31 180V179H30ZM93 180V179H92ZM20 181V180H19ZM25 181V180H24ZM24 181H20V182H24ZM29 179L26 182H28ZM40 181V180H39ZM137 181V180H136ZM201 182V181H200ZM38 183V187H40L41 189L44 187H52L54 185V183L50 180H46V181H43L41 180V182H37ZM133 183V182H132ZM131 183V184H132ZM261 183V182H260ZM45 184V185H44ZM130 184V183H129ZM203 184V187L200 185V186H197V189H201V188H205L208 184L206 182L202 183ZM44 185V186H43ZM134 185V184H133ZM14 186V185H13ZM46 186V187H45ZM82 185L80 184L79 188L81 187ZM49 187V188H50ZM113 187V186H112ZM128 187V186H126ZM134 187V186H133ZM140 187V186H139ZM114 188V187H113ZM168 188V187H166ZM111 191L112 188H110ZM115 189V188H114ZM135 189V188H133ZM165 189V188H164ZM65 190V189H64ZM69 188H67L66 191L61 192L63 193L62 195L65 196L66 193L68 195V191ZM77 190V189H76ZM264 190V189H263ZM262 190V191H263ZM130 193H132V190L130 189ZM254 191V189L252 190ZM260 191V190H259ZM10 192V191H9ZM114 192V191H113ZM155 192V191H154ZM147 192H142L141 190L139 191L138 193V197L136 198V202L133 206H128L127 203L124 202V204L122 205V210L121 211V216L126 219L127 223L130 222V220L133 219L134 216H136L138 214V212L142 211L141 208L142 207V203H140V196L141 195H145V196H149L151 193L149 192V194H146ZM162 193V192H161ZM165 193V192H164ZM65 194V195H64ZM156 194H159V193H156ZM175 194V193H174ZM254 194V193H253ZM261 194V193H259ZM45 195V194H44ZM204 195L206 196L207 195V192L206 194H201L198 195V197L201 199L202 197H204ZM209 195V194H208ZM249 195H250V192H249ZM262 195V194H261ZM92 196V193L91 192H88L87 194L83 195V196H80V197H77L75 198L71 205H70V212L67 211L66 214H73V213H78L77 215H79L81 212H84L86 210L89 209L90 205L89 203L87 202V200ZM134 196V194H133ZM132 196V197H133ZM167 196V195H166ZM182 196V195H181ZM193 196H196L197 195H193ZM190 195L191 197V202H188L190 200L187 199L185 200L186 204H189L191 203V206L195 205V203L197 204V202L200 204V199L199 201H197L198 198L194 197ZM252 196V195H251ZM76 197V196H75ZM136 197V196H135ZM150 197V196H149ZM151 197H152V194H151ZM160 197V196H159ZM158 197V198H159ZM189 197V194L187 195V198ZM207 197V196H206ZM210 197L209 198L210 200H208V202L214 204V201L215 198L214 197V194L211 193L210 194ZM238 197V196H237ZM260 197V195H259ZM134 198V197H133ZM155 198V197H154ZM186 198V197H185ZM250 198V197H249ZM257 198V195L256 197ZM262 198V197H261ZM19 199V198H18ZM9 200V199H8ZM61 200V199H60ZM128 198L125 200L127 202ZM134 200V199H133ZM146 200V199H145ZM152 200V199H151ZM150 200V201H151ZM195 200V201H194ZM251 200V199H249ZM132 201V199H131ZM130 201V202H131ZM197 201V202H196ZM157 202V201H156ZM163 202V201H161ZM10 205L8 206L11 214L13 213H16L18 210H20L19 208V205H17L16 203L10 201L9 202ZM155 203V202H154ZM194 203V204H193ZM222 203V202H221ZM238 203V202H237ZM150 204V203H149ZM173 204V203H171ZM259 204V207H258V210L261 212L263 209H264V200ZM160 205H162L160 203ZM170 205V204H169ZM168 205V206H169ZM183 205H184V202H183ZM188 205V206H189ZM163 206V205H162ZM161 206V207H162ZM192 206V207H193ZM201 206V205H200ZM200 206L196 205L197 208H199ZM235 206V205H234ZM196 207L194 206V208L191 209V207H189L190 209L188 211H193V209H196ZM214 207V205H213ZM213 207H209L208 209L207 208H201L200 212L197 213V220H199L200 222H203L204 225H207L209 227L207 228H210L212 227L213 225V228H210L211 230L213 229L214 230H217L216 234L214 235H211L212 233L207 234L204 238H208L209 236H214V239L208 243L207 247L205 248V254L207 253V256L203 257V259L201 261L198 262V264H232L231 261L233 262V260L229 259V257H233L232 259H236V255L234 254H237V249H229V247L227 245H225V242L224 239H225V236L226 234L228 233H223L221 230V227L219 226H214V224H212V222L214 223L215 221V218H213L216 213H214L215 215H213L212 213V209ZM23 207H21L22 209ZM158 208L159 207V204H158ZM235 208V207H234ZM239 208V207H238ZM237 208V209H238ZM137 209V210H136ZM161 209V208H160ZM159 209V210H160ZM164 209V208H163ZM135 210V212H133ZM144 210V209H143ZM229 210V209H228ZM254 210V209H253ZM120 211H118L120 213ZM196 211V210H195ZM158 212V209L157 211L155 212V214H157ZM197 212V211H196ZM256 212V211H255ZM264 212V211H263ZM193 213V212H192ZM191 213V214H192ZM195 213V212H194ZM212 215H211V214ZM254 213V212H253ZM252 213V214H253ZM258 213V212H256ZM6 216H7V213H5ZM75 214V215H76ZM250 214V215H252ZM76 215V218L78 217ZM139 215V214H138ZM145 215V214H144ZM172 215L174 214H168V213H165V214H158V216L156 217L155 219V222L159 223V222H163L162 224L163 225H160V226H157L152 234V240L153 242L155 243L156 247H155V251L156 252H159L160 255L159 258H157V263L156 264H190V262L188 261L189 259H186L187 258V254H188V251H189V248L186 246V245H181V246H177L174 244V241L172 240V236L168 235V234H162V230L165 228V226L169 223L168 219H170L169 217H171ZM249 215V216H250ZM259 218H261L263 215L262 213L258 214ZM106 216H108V214H100L99 212H94L92 211V213L90 214L89 216V220L92 221V220H95V219H98L99 217H101V219L105 218ZM120 216V214H119ZM191 216V215H190ZM213 216V217H212ZM249 216H246L247 218ZM257 217V218H258ZM223 218V216H222ZM243 218V217H242ZM79 219V217L77 218V220ZM214 219V221H213ZM218 219V218H217ZM221 219V218H220ZM264 219V218H263ZM222 220V219H221ZM220 220V221H221ZM233 220V219H232ZM255 220V219H254ZM142 221V220H141ZM12 222V221H11ZM112 222V221H111ZM258 223V222H257ZM198 224V223H197ZM196 224V225H197ZM200 224V223H199ZM198 224V226H199ZM202 224V223H201ZM253 224V222H252ZM251 224V225H252ZM255 224V223H254ZM260 224V223H259ZM190 225V224H189ZM203 225V224H202ZM247 225V223H246ZM246 225L244 224V228L246 227ZM258 225V224H257ZM126 225H120L119 227H117L116 229L119 231V234H118V237H123V236H126L127 232L124 231V229L126 230ZM148 226V225H146ZM4 227V225H3ZM190 227V226H189ZM200 227V226H199ZM253 227V226H252ZM45 228V227H44ZM205 228V227H204ZM20 229V228H19ZM23 228H21L20 230H22ZM140 229V228H139ZM138 229V231H139ZM192 229V228H191ZM246 229V228H245ZM36 230V229H35ZM46 230V229H45ZM147 230V229H146ZM197 230H199L197 228ZM229 230V228H228ZM18 231V230H17ZM47 231V230H46ZM167 231V230H166ZM246 231V230H245ZM244 231V232H245ZM251 231V229H250ZM253 231V230H252ZM226 232H229V231H226ZM262 232V231H261ZM20 232H16L15 231V236H20V234H18ZM48 233V232H47ZM260 233V232H259ZM10 234V232H9ZM196 234V233H195ZM253 234V232H252ZM142 235V234H141ZM139 236V238L136 236V238H138L137 240H140V238L142 239V237H145L146 235L144 236ZM49 236V235H48ZM208 236V237H207ZM258 236V235H257ZM256 236V237H257ZM131 237V236H130ZM135 237V236H134ZM209 237V239H210ZM246 237V236H245ZM17 238V237H15ZM15 238L14 239H10V241L6 244H11L15 241ZM50 238V237H48ZM69 237H65V239H68ZM117 238V237H116ZM120 238V242H121V253H126L127 251V248L122 244L123 242V239ZM136 238H134L136 240ZM264 238V237H263ZM97 239V238H96ZM252 239V238H251ZM253 239H257V238H253ZM252 239V240H253ZM259 239V238H258ZM50 240H53V238H51ZM50 240H48L47 242H49ZM208 240V239H207ZM207 240L205 242H207ZM249 240V239H248ZM247 240V241H248ZM254 241V240H253ZM257 241V240H256ZM255 241V242H256ZM264 241V240H263ZM262 241V242H263ZM54 241H52L53 243ZM127 242V241H126ZM260 242V241H259ZM244 243V242H243ZM242 243V245H243ZM252 245H253V242H251ZM33 244V243H32ZM245 244V247L246 245H249L248 243H244ZM50 245V244H49ZM48 245V246H49ZM261 245V244H260ZM36 245H31L29 248L28 251L32 250L36 251ZM46 246V245H45ZM254 246V245H253ZM252 246V247H253ZM97 247H100V243L98 242L97 243ZM190 247V246H189ZM243 247V246H242ZM262 247V246H261ZM260 247V248H261ZM244 248V247H243ZM248 248V246H247ZM256 249V248H255ZM264 249V246L263 248L261 249V251ZM49 250V249H48ZM59 250V249H58ZM134 250V249H133ZM137 250V249H135ZM245 250V248H244ZM243 250V252H244ZM108 251H111L110 249ZM108 251L106 252H103L101 251L99 254L93 256V257H86V258H83L84 256H81V261L79 264H88L87 263V258H92L94 260V264L95 263H99V264H112L111 262L108 261L109 258H114V257H117L119 253L115 252V251H111V253H108ZM154 250L152 252H155ZM248 251V249L246 250ZM253 251H255L253 249ZM260 251V254L258 256H264V251L261 252ZM135 252V251H134ZM138 252V251H137ZM199 252V251H198ZM33 253V254H34ZM245 253V252H244ZM247 253V252H246ZM245 253V255H246ZM249 253V252H248ZM247 253V254H248ZM209 254V255H208ZM241 254V253H240ZM250 254V253H249ZM256 254V252H255ZM121 255V254H120ZM157 257V256H156ZM238 257V256H237ZM247 258V255L242 257L241 260L243 263L246 262L247 264V261L244 262V258ZM249 257V256H248ZM185 258V259H184ZM245 258V260H247ZM155 259V257H154ZM164 259H168L169 261H165ZM193 259V258H192ZM240 259V258H239ZM238 259V260H239ZM156 260V259H155ZM184 260L185 263H182ZM238 262V261H237ZM249 262V261H248ZM258 262V261H257ZM242 263V264H243ZM251 262H249L250 264ZM262 263V262H261ZM260 263V264H261ZM235 264V263H233ZM263 264H264V261H263Z\"/></svg>",
    "mask_w": 264,
    "mask_h": 264
}]
</instances>
